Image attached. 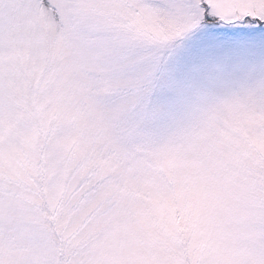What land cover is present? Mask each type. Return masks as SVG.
I'll return each instance as SVG.
<instances>
[{
	"label": "snow or ice",
	"instance_id": "obj_1",
	"mask_svg": "<svg viewBox=\"0 0 264 264\" xmlns=\"http://www.w3.org/2000/svg\"><path fill=\"white\" fill-rule=\"evenodd\" d=\"M0 264H264V0H0Z\"/></svg>",
	"mask_w": 264,
	"mask_h": 264
}]
</instances>
